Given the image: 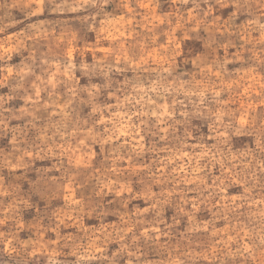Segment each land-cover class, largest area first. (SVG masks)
<instances>
[{
    "label": "clouds",
    "instance_id": "clouds-1",
    "mask_svg": "<svg viewBox=\"0 0 264 264\" xmlns=\"http://www.w3.org/2000/svg\"><path fill=\"white\" fill-rule=\"evenodd\" d=\"M0 264H264V0H0Z\"/></svg>",
    "mask_w": 264,
    "mask_h": 264
}]
</instances>
